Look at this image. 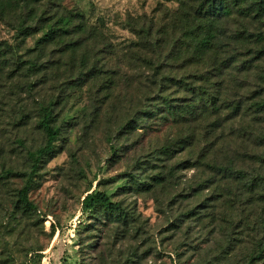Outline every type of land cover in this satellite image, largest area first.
Returning <instances> with one entry per match:
<instances>
[{
	"label": "trees",
	"instance_id": "16d2710c",
	"mask_svg": "<svg viewBox=\"0 0 264 264\" xmlns=\"http://www.w3.org/2000/svg\"><path fill=\"white\" fill-rule=\"evenodd\" d=\"M163 1L177 8L166 9L159 21L131 19L135 41L125 49V67L137 75L128 79L136 95L126 97L134 117L122 124L121 134L135 130L144 118L145 133L169 131L153 159L138 163L143 169L149 161V181L132 176V183L158 199L179 186L178 172L193 171V178L181 183V196L195 205L177 219L175 229L189 223V229L194 226L214 243L208 250L190 245L196 255L207 257L202 264H264V35L259 27L264 0ZM0 22L24 42L36 38L32 52L37 59L29 61L27 72L45 77L39 86L64 63L71 71L85 69L87 80L109 100L129 75L112 66L115 44L81 10L67 9L64 0H0ZM15 65L12 73L20 74L27 64L17 60ZM253 73L256 87L251 91ZM25 86L32 90L35 84ZM58 104L53 98L38 100L33 113L24 105L22 123L15 124L21 130L35 122L46 137L34 151L27 150L24 140L16 142L31 163L19 193L30 211L37 208L29 199L34 178L61 134L55 119ZM154 159L160 167L152 164ZM176 159L180 161L173 163ZM92 211L128 218L123 203L101 191L83 200V212Z\"/></svg>",
	"mask_w": 264,
	"mask_h": 264
},
{
	"label": "rangeland",
	"instance_id": "374dc122",
	"mask_svg": "<svg viewBox=\"0 0 264 264\" xmlns=\"http://www.w3.org/2000/svg\"><path fill=\"white\" fill-rule=\"evenodd\" d=\"M64 6L81 10L86 21L115 44L112 66L129 75L119 79L121 86L109 100L87 80L85 69L71 71L64 63L39 86L45 77L27 72L29 61L37 59L32 52L36 38L24 42L0 22V264H202L207 257L196 255L193 247L208 250L214 243L194 226L189 229V223L179 224L177 230L174 225L195 205L181 196V183L193 178L194 172H178L179 186L160 194L159 200L155 194L137 190L131 180L137 176L149 181V161L143 169L138 163L153 159L152 153L166 142L169 131L145 133L147 118L135 130L120 131L134 117L127 98L136 90L128 79L135 80L137 71H130L124 62L125 49L135 41L131 19L159 21L166 9L175 10L177 5L163 0H64ZM259 27L264 35V23ZM15 60L26 61L20 74L12 73ZM118 61L122 62L115 65ZM255 80L253 73L251 91ZM28 81L35 84L32 90L25 86ZM49 98L59 103L55 119L61 134L34 178L29 199L37 208L30 211L19 198L31 172L27 150L43 147L46 137L35 122L21 130L15 124L22 123L24 105L33 113L38 100ZM19 139L27 150L16 143ZM152 164L160 167L155 159ZM9 169L16 174H7ZM98 191L123 203L126 221L102 211L83 212L84 198Z\"/></svg>",
	"mask_w": 264,
	"mask_h": 264
}]
</instances>
